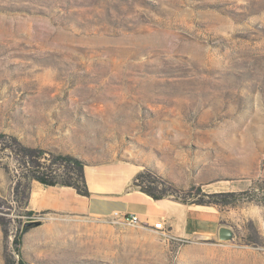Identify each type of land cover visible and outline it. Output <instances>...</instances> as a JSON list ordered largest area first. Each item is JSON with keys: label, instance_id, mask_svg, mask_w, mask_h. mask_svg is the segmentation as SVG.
I'll return each mask as SVG.
<instances>
[{"label": "rangeland", "instance_id": "rangeland-1", "mask_svg": "<svg viewBox=\"0 0 264 264\" xmlns=\"http://www.w3.org/2000/svg\"><path fill=\"white\" fill-rule=\"evenodd\" d=\"M114 163L219 194L229 235L30 209L40 179ZM20 263L264 264V0H0V264Z\"/></svg>", "mask_w": 264, "mask_h": 264}, {"label": "crops", "instance_id": "crops-1", "mask_svg": "<svg viewBox=\"0 0 264 264\" xmlns=\"http://www.w3.org/2000/svg\"><path fill=\"white\" fill-rule=\"evenodd\" d=\"M136 173L135 168L119 163L86 167L83 175L88 196L64 186L32 185L29 207L36 211L94 217L134 214L148 228L162 220L167 235L173 239L213 236L218 232L221 214L216 208L168 198L154 200L134 187Z\"/></svg>", "mask_w": 264, "mask_h": 264}, {"label": "trees", "instance_id": "trees-1", "mask_svg": "<svg viewBox=\"0 0 264 264\" xmlns=\"http://www.w3.org/2000/svg\"><path fill=\"white\" fill-rule=\"evenodd\" d=\"M78 180L80 181L81 183V188H76V186H74L73 184H68V183H65V184H62V186H66V187H74L76 188L77 190V193L79 195H82V196H88V192H87V188H86V184H85V181H84V176L82 174V167L80 168V171H79V175H78ZM40 182L43 184V185H47V186H52V185H55V182H52V181H48V180H43V179H40ZM141 189V192L145 193L146 195H148L149 197H151L152 199L154 200H159V199H162L164 198V196L162 195H159V194H156L153 190L151 189H147V188H143V187H140ZM199 194L203 197L202 200L196 202V205H206V206H214L216 205V203L214 201H209L210 198L212 197H215V196H218L219 194H212V195H207V194H204V193H201L199 191ZM204 198H206L207 200H204ZM194 239L195 238H199V236H194L193 237ZM21 264V263H20Z\"/></svg>", "mask_w": 264, "mask_h": 264}, {"label": "built area", "instance_id": "built-area-1", "mask_svg": "<svg viewBox=\"0 0 264 264\" xmlns=\"http://www.w3.org/2000/svg\"><path fill=\"white\" fill-rule=\"evenodd\" d=\"M113 217L119 219L123 224L128 225V226H143V227H148L147 223H143L139 220L137 215L130 214V215H121L118 213H114L112 215ZM150 228L153 229V231L165 234V226L162 220H158L154 222Z\"/></svg>", "mask_w": 264, "mask_h": 264}, {"label": "water", "instance_id": "water-1", "mask_svg": "<svg viewBox=\"0 0 264 264\" xmlns=\"http://www.w3.org/2000/svg\"><path fill=\"white\" fill-rule=\"evenodd\" d=\"M218 235L220 239H225L229 235V231L226 228H220L218 231Z\"/></svg>", "mask_w": 264, "mask_h": 264}]
</instances>
